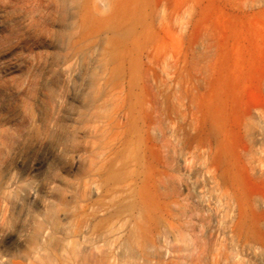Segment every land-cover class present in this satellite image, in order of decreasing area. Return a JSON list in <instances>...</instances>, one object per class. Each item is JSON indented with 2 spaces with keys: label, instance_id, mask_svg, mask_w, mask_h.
<instances>
[{
  "label": "rangeland",
  "instance_id": "rangeland-1",
  "mask_svg": "<svg viewBox=\"0 0 264 264\" xmlns=\"http://www.w3.org/2000/svg\"><path fill=\"white\" fill-rule=\"evenodd\" d=\"M0 264H264V0H0Z\"/></svg>",
  "mask_w": 264,
  "mask_h": 264
}]
</instances>
